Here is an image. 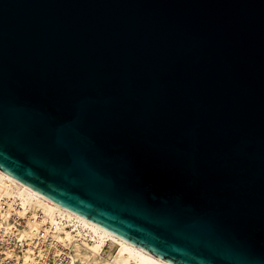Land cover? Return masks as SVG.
Here are the masks:
<instances>
[{"label":"water","instance_id":"water-1","mask_svg":"<svg viewBox=\"0 0 264 264\" xmlns=\"http://www.w3.org/2000/svg\"><path fill=\"white\" fill-rule=\"evenodd\" d=\"M0 168L176 264H264V0H0Z\"/></svg>","mask_w":264,"mask_h":264},{"label":"bare ground","instance_id":"bare-ground-1","mask_svg":"<svg viewBox=\"0 0 264 264\" xmlns=\"http://www.w3.org/2000/svg\"><path fill=\"white\" fill-rule=\"evenodd\" d=\"M0 207L7 228L18 227L21 238L30 243L58 241L72 251L74 264H176L55 201L2 168ZM33 253L32 247L25 251L26 263L35 259Z\"/></svg>","mask_w":264,"mask_h":264},{"label":"built area","instance_id":"built-area-1","mask_svg":"<svg viewBox=\"0 0 264 264\" xmlns=\"http://www.w3.org/2000/svg\"><path fill=\"white\" fill-rule=\"evenodd\" d=\"M29 247L34 249L35 259L26 263L24 253ZM0 264H74V262L72 251L58 241L48 239L42 243H30L29 239L21 238L18 227L7 228L0 207Z\"/></svg>","mask_w":264,"mask_h":264}]
</instances>
